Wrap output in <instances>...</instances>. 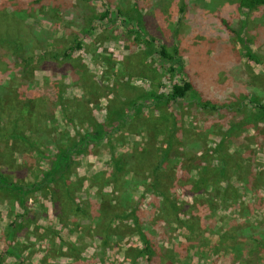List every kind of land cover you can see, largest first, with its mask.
<instances>
[{"label":"rangeland","instance_id":"1","mask_svg":"<svg viewBox=\"0 0 264 264\" xmlns=\"http://www.w3.org/2000/svg\"><path fill=\"white\" fill-rule=\"evenodd\" d=\"M76 41L82 49L70 61L53 59ZM161 47L171 60L159 57ZM183 81L194 87L188 98L149 107ZM120 101L138 107L119 133L82 146L61 180L31 189L58 148L87 130L82 119L103 123ZM207 102L221 109H201ZM256 103H264V5L0 0V176L17 187L0 185V264H264L262 247L257 262L248 252L252 237L264 241V112ZM148 127L159 133L160 155L173 149L185 166L207 155L202 167L209 159L220 171L224 149L231 185L187 196L200 184L175 186L180 159L162 169L166 183L156 185L142 163L143 173L113 183L112 157L144 149Z\"/></svg>","mask_w":264,"mask_h":264},{"label":"trees","instance_id":"2","mask_svg":"<svg viewBox=\"0 0 264 264\" xmlns=\"http://www.w3.org/2000/svg\"><path fill=\"white\" fill-rule=\"evenodd\" d=\"M238 7L246 10H253L258 7H261L264 5V0H237ZM104 15L97 17V15L94 16V19L90 21V24L93 26L95 22L101 21V18H104ZM98 18V19H97ZM227 25L226 23H224ZM10 36H7V39H10ZM82 49V43L81 41H76V44L69 47L65 52L59 53L55 52L54 54V60L56 62L61 58H65L67 61H70L73 57V53L76 51H80ZM158 55L160 58L164 59L165 61L171 60V56L167 54V52L163 49V47L159 48ZM248 57L259 63V59L249 54ZM193 84L190 81H183L181 83H176L172 86L171 90L167 94H157L154 95V98L152 100L151 105L149 106L151 109L154 110H160L162 107L168 108L170 105L177 103L180 100H185L190 96V94H193ZM122 101V100H121ZM119 102L118 106L110 112L105 121L103 123H99L95 121L93 118H86L82 119L81 123H83V128L87 129L84 131L83 134L76 135L75 139L73 140V143L70 144V147L68 148H58L60 150L58 156H54L52 160V164L50 168L42 175V180L38 185H34L33 190L40 191L48 185L50 182H57L62 179L63 175L69 170L68 168L72 165V154L75 151H82V146L85 145H98L101 142L107 141V137L112 134H117L120 132L121 128L125 126L127 122V114L129 109H134L138 106L134 107V104L132 103H126V102ZM200 108L204 109H213V110H219L221 108H216L210 106V103H204L200 104ZM254 108L258 110V112H264V103L259 104L256 103L254 105ZM90 118V120H89ZM149 130L146 128V144L144 146V149L138 150L139 153L134 152H126L125 154L121 156H113L112 157V175H113V183L120 184L123 179L129 174H141L143 173L142 168L140 167V164H148L150 166V179L155 178L156 179V185L161 183H166L167 180L162 175V169L168 168V162L170 159H180L179 164L175 166V171L173 173L178 174V177L176 179L175 186L178 188L180 187L181 191H186L187 189H190L193 187V184L199 183L200 187L196 188L192 193H187V196L192 197L194 195H205V193H211L210 196H213V192H215L217 189H219V186H216L218 182H222L221 184H225L227 187L231 185V178H230V170L232 167H226L227 166V159L224 155V149L222 150V155L219 154V158L215 161L216 163H220L221 170L218 169L214 170V166L211 164V160H207L206 166L202 167L203 163L205 162L204 159L207 158V155H203L201 157H196L193 160L190 166H185L183 162H189L187 161V157H181L178 155L177 152H175L173 149H171L169 152L166 153V155L162 156L160 153L156 150V142L157 138L159 136V133H155V136L153 135V131L150 127H148ZM109 136V137H110ZM231 137V136H230ZM229 138V137H228ZM227 139H224V141ZM223 141L221 144L223 145ZM183 146V143H179V145ZM55 145V143H54ZM220 146V144H219ZM224 147V145H223ZM221 148V147H220ZM36 150L40 152V149L37 147ZM221 152V151H220ZM153 158V162L149 159ZM191 160V161H192ZM196 160V161H194ZM214 162V161H213ZM196 164H200V167L198 168ZM182 166L188 167L192 172H197L199 170V174L197 173L198 178H196L194 181L189 180L188 178L190 176H187V173H185L184 170H182ZM194 165H196L197 168H193ZM213 167V168H212ZM234 170H238V165L233 168ZM13 186L14 188H17L12 183L8 182L6 178H3L0 176V185H6ZM168 187L171 186L170 183H167ZM191 185V186H190ZM230 188V187H229ZM226 190V189H225ZM23 191V189H21ZM162 191V190H161ZM160 191V193H161ZM230 192V190H229ZM162 196L165 199V207H168V196L166 192L162 191ZM228 194V193H227ZM231 196V195H230ZM232 197V196H231ZM208 204L210 205V199L207 200ZM211 206V205H210ZM251 204H245L243 207V211L245 214H248L247 212L250 208ZM173 212H175L173 210ZM212 214L214 213V210L211 208ZM173 214V213H172ZM102 216V215H101ZM247 216V215H246ZM186 226V225H185ZM254 230V226H249ZM186 228H189V226H186ZM247 231V228H244ZM253 231H251L252 233ZM236 238H241L242 235L237 232V234L234 235ZM252 240H254L255 243L253 246V251H248L255 260L254 262H257L259 260V247H262L264 249V241H262L260 238L252 237ZM245 248V247H244ZM246 249V248H245ZM251 249V250H252Z\"/></svg>","mask_w":264,"mask_h":264}]
</instances>
